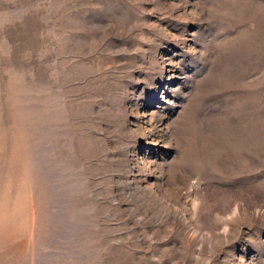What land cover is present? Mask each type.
<instances>
[{"label": "rangeland", "instance_id": "1", "mask_svg": "<svg viewBox=\"0 0 264 264\" xmlns=\"http://www.w3.org/2000/svg\"><path fill=\"white\" fill-rule=\"evenodd\" d=\"M0 264H264V0H0Z\"/></svg>", "mask_w": 264, "mask_h": 264}]
</instances>
